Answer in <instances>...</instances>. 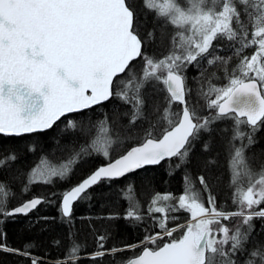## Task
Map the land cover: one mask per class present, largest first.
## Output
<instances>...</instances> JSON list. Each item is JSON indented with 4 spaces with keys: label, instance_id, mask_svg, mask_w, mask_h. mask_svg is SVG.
<instances>
[{
    "label": "snow or ice",
    "instance_id": "6c2138e0",
    "mask_svg": "<svg viewBox=\"0 0 264 264\" xmlns=\"http://www.w3.org/2000/svg\"><path fill=\"white\" fill-rule=\"evenodd\" d=\"M149 13L153 27L141 35ZM161 24L174 31L167 54L157 55L148 48L156 43ZM218 39L230 42L229 55L219 54L218 49H223L214 43ZM249 48L252 53L242 55ZM234 56L238 63L229 69ZM133 62H142L139 71ZM214 67L223 69L226 83H212ZM190 68L198 70L191 79L199 85L196 96L206 100L207 114L192 97ZM159 93H166L163 101L149 104V98ZM113 99L126 106L123 111L113 105L114 120L105 115L93 122L87 110ZM58 121L64 125L61 133L71 130L90 140L59 165L41 163L48 159L42 155L31 168L20 167L18 162L25 153L34 154L35 147H18L15 138L46 133ZM113 124H119V130ZM94 129L97 134L92 136ZM262 130L264 0H0V252L39 264L40 258L33 257L27 245L8 246L5 226L18 215L54 203L37 196L10 209L8 203L16 194L2 176L14 166L11 180L21 181L22 193L27 194L36 184L67 180L77 165L93 155L109 161L60 193L59 212L71 225L74 204L91 201V189L162 161L171 168L177 158L169 175L184 168L182 193L155 192L147 205L146 215L160 231L146 234L137 244L110 249L104 247L108 236L100 235L98 250L90 256H115L143 246L142 252L122 264H264V240L257 238L264 233V161L257 169L251 163L255 153L248 155ZM229 131L228 187L233 207L226 210L227 201L218 206L210 184L219 177L200 174L196 188L186 166L198 144L207 153L217 137L224 140ZM117 148L124 150L113 160L111 152ZM217 163L210 157L204 167ZM128 193H134L132 185L125 199ZM180 211L189 214L187 222L169 227V221L178 219L171 214ZM119 218L142 221L139 201L133 200L123 217H101ZM256 220L261 221L259 233ZM181 229L182 235L173 238ZM164 236L169 240L157 243ZM79 256L80 245L72 243L63 259L75 264Z\"/></svg>",
    "mask_w": 264,
    "mask_h": 264
},
{
    "label": "trees",
    "instance_id": "16d2710c",
    "mask_svg": "<svg viewBox=\"0 0 264 264\" xmlns=\"http://www.w3.org/2000/svg\"><path fill=\"white\" fill-rule=\"evenodd\" d=\"M137 8H140L139 3H137ZM152 27V16L149 13L148 23L141 29V35ZM170 34L167 27L161 24L156 31V43L149 47L148 51L151 53L155 50L157 55L167 54ZM219 41L222 40L218 39L214 42L216 45L222 46L223 50L218 49L219 54L225 56L229 55L230 49L228 45L230 42L224 40L223 42ZM244 54L245 53H242V55ZM234 58L238 60L239 57L237 58L234 56L232 60H235ZM133 63L136 64L137 70L139 71L142 62ZM231 64L232 62L230 65ZM229 69H231V67H229ZM212 70L215 72L221 70V72L224 73L221 68L214 67ZM197 71L196 68H190L188 70L189 86L191 76H195ZM217 76L218 75H216V77ZM200 80L204 82V77H200ZM212 83L218 84V82ZM195 85V92H192V97L193 99L196 97L194 100L200 101L199 104L200 106L202 105V111L207 114L206 100L196 96V89L199 85L197 83ZM204 86L206 88L208 86L207 83H205ZM165 94L166 93H159L150 97L148 100L149 104H151L153 100H160L162 102V96ZM210 98H214V95L209 97V99ZM113 105H118L121 111L126 107L121 105L120 101L113 99L110 102H106L103 106L95 107L87 112L88 115L93 118V122L104 119L105 115H108L114 120ZM122 119L126 122V118ZM226 123L231 125L232 121H227ZM63 126V123L58 121L57 125H54L53 129L48 130L46 133H37L32 136L15 138L16 146L18 147L23 148L26 144H32L35 147V153H25L23 158L18 162L19 166L27 170L31 168L42 155L47 156L48 159L41 163L48 164V166L59 165L62 160H66L71 156L74 150L78 151L81 144L90 140V137H85L79 133L73 134L71 130L61 133L60 128ZM220 126L221 125H217V127ZM243 127L245 129L247 128L246 125ZM112 128L119 130V124H113ZM96 134V130L94 129L92 136ZM223 135L224 140L217 137L211 150L207 153L202 152L198 144L192 154L191 163L186 167L193 176L196 188H200L199 181L195 179L200 174H204L206 177H208L209 174H211L213 178L219 177L218 181L216 179L210 180L212 191L217 196L218 206L227 201L228 209L226 210H230L233 206L231 205L232 189L228 187L227 142L231 136V131ZM74 136L75 139H73ZM257 138L259 143L256 144L254 148L248 150L249 156H252L253 153L256 155V159L251 161L253 166H259L260 161H264V130L257 134ZM57 140H59V144ZM236 143L238 144L239 142L237 141ZM123 150V148H118L112 151V159L117 158ZM210 157L215 158L218 163L205 169L204 162ZM107 162L108 160L102 155H93L86 163L77 165L74 172L70 174L67 180L59 181L58 178H54L55 182L52 185L36 184L27 194L22 193L21 181L11 180V177L16 174L15 166L12 171L4 174L2 178L10 180L12 190L16 194L15 198H10V203H8L10 209L37 196L47 197L54 201V203H47L39 206L38 209L33 210L28 215L16 216L14 220L9 221L5 226L8 246L11 248L23 249L27 245L31 255L40 258L39 264H73L71 260L62 262L72 243L80 245L79 257H82L84 255L93 254L98 250L97 237L100 235L108 236L104 247L105 249H110L113 246L121 248L126 244L137 243L143 240L146 234L159 232L160 229L158 227H152L154 223L153 219L146 215L147 205L155 192H171L177 196L182 193L184 168L182 167L179 170H175L172 175H169V172L173 171L175 164L178 163L177 158L172 159L171 168L169 167L168 161H165L158 166L146 167L128 174L121 179L113 180L110 185L107 182L101 183L90 190L94 193L91 201L82 200L75 205L72 224L69 225L64 222L59 212L60 193L70 189L71 186H74L93 170ZM128 185L133 186L134 193H128L129 199H125ZM52 193H55V195H50ZM203 198L206 202L207 193L203 194ZM133 200H138L141 205V214L144 215L142 221L125 220L123 218L111 220L101 219V217H108L110 215L123 217L126 209ZM2 203L3 202L0 201V205H2ZM173 203H175V201H173ZM171 215L177 216L178 219L169 221V227H175L177 224H184L189 218V214L184 211L172 213ZM38 217H48L49 219L38 220ZM90 223L94 227H90ZM255 223L257 232L259 233L261 221L256 220ZM182 231L183 229L174 232L173 238L178 239L182 235ZM69 232H71V238L69 237ZM257 238L264 240V233H260ZM168 240L169 237L166 236L157 243L163 244ZM152 247H154V245H152ZM130 253V251L120 252L116 253L115 256L108 254L96 259L80 258L75 261V264H122L123 261L130 257ZM0 264H31V260H26L25 257L21 255L0 252Z\"/></svg>",
    "mask_w": 264,
    "mask_h": 264
},
{
    "label": "rangeland",
    "instance_id": "374dc122",
    "mask_svg": "<svg viewBox=\"0 0 264 264\" xmlns=\"http://www.w3.org/2000/svg\"><path fill=\"white\" fill-rule=\"evenodd\" d=\"M185 2V0H181V3H184ZM167 29L169 30V32L172 34V32L174 31V29H172V27L169 25V26H167ZM171 34H170V36H171ZM221 40V39H220ZM224 41H226V40H224ZM219 42H223V40L222 41H219ZM254 50V49H253ZM246 52V51H245ZM246 54V53H245ZM251 53H249V55H250ZM238 58V57H237ZM235 59V58H234ZM238 60H239V58H238ZM238 60L237 59H235V60H231L230 61V63L232 62V64L229 66V67H234L237 63H238ZM142 64V63H141ZM138 69H139V67H138ZM138 71V70H137ZM217 74L216 75H218L216 78H213V80H212V82H218V84H223V83H226L227 81H226V79H225V75H224V73L223 72H221V70H219L218 72H216ZM194 76V75H193ZM193 76H191V77H193ZM222 78V79H221ZM221 79V80H220ZM219 80V81H218ZM196 83L192 80V79H190V86H191V88L193 89V92H195V87H196V85H195ZM162 98H163V96H162ZM194 99H196V97L194 98ZM200 99V98H199ZM200 102V101H199ZM202 106V105H201ZM115 147V146H114ZM118 149V148H117ZM116 149V150H117ZM254 167L255 168H259V166H256V165H254ZM185 224V223H184ZM90 258L91 259H93L91 256H90ZM98 258V257H97Z\"/></svg>",
    "mask_w": 264,
    "mask_h": 264
},
{
    "label": "flooded vegetation",
    "instance_id": "af4514ba",
    "mask_svg": "<svg viewBox=\"0 0 264 264\" xmlns=\"http://www.w3.org/2000/svg\"><path fill=\"white\" fill-rule=\"evenodd\" d=\"M252 51H253V48H249V49L246 50L245 53H246L247 55H249V53H252ZM95 107H98V106H95ZM95 107H94V108H95ZM87 111H88V110H87ZM62 119H63V118H62ZM113 160H114V159H113ZM108 162H109V161H108ZM108 162H107V163H108ZM163 162H165V161H163ZM107 163H105V164H107ZM103 165H104V164H103ZM157 166H158V165H157ZM153 167H154V166H153ZM76 184H77V183H76ZM76 184H75V185H76ZM77 203H78V202H76V203L74 204V207H75V205H76ZM74 207H73V210H74ZM157 242H158V241H157ZM137 243H138V242H137ZM137 243H134V244H137ZM146 246L151 247L152 244H147ZM142 250H143V246L136 247L135 250H134V252L131 251V250H129V251L131 252V253H130V257L133 256V255H135V254H139ZM137 251H138V252H137ZM120 252H126V251H120ZM120 252H117V253H120ZM106 255H108V254H106ZM88 258L91 259V258H90V255H88ZM98 258H100V257H98Z\"/></svg>",
    "mask_w": 264,
    "mask_h": 264
},
{
    "label": "water",
    "instance_id": "95a60500",
    "mask_svg": "<svg viewBox=\"0 0 264 264\" xmlns=\"http://www.w3.org/2000/svg\"><path fill=\"white\" fill-rule=\"evenodd\" d=\"M94 107H95V106H94ZM162 162H163V161H162ZM162 162H161V163H162ZM104 165H106V164H104ZM155 166H157V165H155ZM146 167H153V166H145V168H146ZM143 169H144V168H143ZM139 170H141V169H139ZM139 170H137V171H139ZM135 172H136V171H135ZM133 173H134V172H133ZM129 174H131V173H129ZM127 175H128V174H127ZM120 179H121V178H120ZM25 202H26V201H25ZM22 204H23V203H22ZM22 204H21V205H22ZM31 212H32V211H31ZM18 216H20V215H18ZM21 216H25V215H21ZM147 247H148V246H147ZM141 252H142V251H141Z\"/></svg>",
    "mask_w": 264,
    "mask_h": 264
},
{
    "label": "bare ground",
    "instance_id": "6f19581e",
    "mask_svg": "<svg viewBox=\"0 0 264 264\" xmlns=\"http://www.w3.org/2000/svg\"><path fill=\"white\" fill-rule=\"evenodd\" d=\"M80 258H88V255H84V256H82V257H79L78 259H80ZM89 259V258H88ZM62 262H65V260H62Z\"/></svg>",
    "mask_w": 264,
    "mask_h": 264
}]
</instances>
